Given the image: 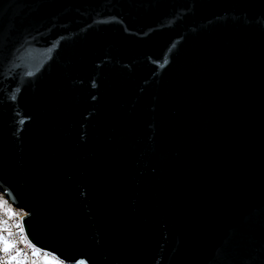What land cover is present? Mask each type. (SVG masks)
<instances>
[{
    "label": "water",
    "instance_id": "obj_1",
    "mask_svg": "<svg viewBox=\"0 0 264 264\" xmlns=\"http://www.w3.org/2000/svg\"><path fill=\"white\" fill-rule=\"evenodd\" d=\"M0 193L68 264H264V0H0Z\"/></svg>",
    "mask_w": 264,
    "mask_h": 264
},
{
    "label": "built area",
    "instance_id": "obj_2",
    "mask_svg": "<svg viewBox=\"0 0 264 264\" xmlns=\"http://www.w3.org/2000/svg\"><path fill=\"white\" fill-rule=\"evenodd\" d=\"M12 213L13 215L9 217L5 214L4 211H0V221L5 222L3 227L11 232V236L8 238L12 241H15L16 248L19 249L22 253L26 254L27 264H46L44 260L45 257L53 255L43 249L33 246L31 242L27 239L22 225V218L26 215V213L21 210ZM0 234L7 235V232H0ZM33 249H35L39 254L33 256ZM3 258H5V254L0 252V259ZM63 263L68 264L65 262Z\"/></svg>",
    "mask_w": 264,
    "mask_h": 264
},
{
    "label": "snow or ice",
    "instance_id": "obj_3",
    "mask_svg": "<svg viewBox=\"0 0 264 264\" xmlns=\"http://www.w3.org/2000/svg\"><path fill=\"white\" fill-rule=\"evenodd\" d=\"M0 211H4L9 217L13 215L11 209L4 208L2 203H0ZM4 223V221H0V232H7V235L0 234V252L5 254V258L0 259V264H27L26 254L16 248L15 241L8 238L11 236V232L3 227ZM38 254L39 253L33 249L32 255L36 256ZM45 260L47 261L48 257H45ZM51 264H60V261H54L51 262Z\"/></svg>",
    "mask_w": 264,
    "mask_h": 264
},
{
    "label": "trees",
    "instance_id": "obj_4",
    "mask_svg": "<svg viewBox=\"0 0 264 264\" xmlns=\"http://www.w3.org/2000/svg\"><path fill=\"white\" fill-rule=\"evenodd\" d=\"M0 203L3 204V207L6 209H11L12 212H17L19 210L11 206V204L5 199V197L0 193Z\"/></svg>",
    "mask_w": 264,
    "mask_h": 264
},
{
    "label": "rangeland",
    "instance_id": "obj_5",
    "mask_svg": "<svg viewBox=\"0 0 264 264\" xmlns=\"http://www.w3.org/2000/svg\"><path fill=\"white\" fill-rule=\"evenodd\" d=\"M22 211V210H21ZM26 213V212H25ZM27 214V213H26ZM45 260V259H44ZM54 261H60V264H64L61 260L57 259L56 257L54 256H49L48 257V260L46 261L45 260V263L46 264H51V262H54Z\"/></svg>",
    "mask_w": 264,
    "mask_h": 264
}]
</instances>
